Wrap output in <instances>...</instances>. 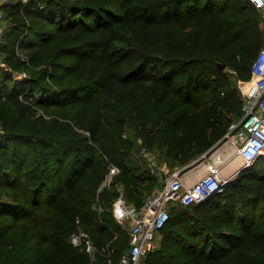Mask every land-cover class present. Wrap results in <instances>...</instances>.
I'll return each instance as SVG.
<instances>
[{"label": "trees", "instance_id": "obj_1", "mask_svg": "<svg viewBox=\"0 0 264 264\" xmlns=\"http://www.w3.org/2000/svg\"><path fill=\"white\" fill-rule=\"evenodd\" d=\"M2 11L0 264H93L71 244L80 230L97 264L116 263L130 243L114 202L139 207L157 183L135 155L164 150L178 169L224 139L242 116L238 81L264 48L262 16L251 0H12ZM259 160L205 201L172 206L140 264H264Z\"/></svg>", "mask_w": 264, "mask_h": 264}, {"label": "built area", "instance_id": "obj_2", "mask_svg": "<svg viewBox=\"0 0 264 264\" xmlns=\"http://www.w3.org/2000/svg\"><path fill=\"white\" fill-rule=\"evenodd\" d=\"M11 1L0 0V43L5 34L4 27H2V21L5 19L2 7ZM251 2L264 18V0H251ZM0 64L2 68L7 69L1 52ZM251 73L252 78L246 84L253 83V90L245 89L243 92L242 116L230 125L221 143H230L237 150L243 160L242 171L264 157V48L256 57ZM20 77L22 79L26 76L21 75ZM220 169L217 163L207 164L205 175L192 187L185 186L179 171L171 172L165 177L162 188L147 196L139 207L127 202L121 195L114 204L113 213L120 225L128 226L130 248L116 263L110 259L109 264H140L144 256L159 247L157 235L170 219L172 203L177 202L184 206L201 203L211 195L222 192L241 170L235 176L223 179ZM119 171L118 167L113 166L106 184H109L112 177ZM70 241L76 247L85 245L92 255L93 264H97L95 262L96 248L85 231L80 230L74 233ZM107 257L109 258L110 254Z\"/></svg>", "mask_w": 264, "mask_h": 264}, {"label": "rangeland", "instance_id": "obj_3", "mask_svg": "<svg viewBox=\"0 0 264 264\" xmlns=\"http://www.w3.org/2000/svg\"><path fill=\"white\" fill-rule=\"evenodd\" d=\"M24 1V0H23ZM28 1V0H27ZM2 27H4V30L6 31L7 30V28H8V21L7 20H3L2 21ZM22 57H24V59L27 61V63L30 61L29 60V57H30V55H28V53L27 52H24L23 53V55H22ZM47 62H45L44 63V67L42 68L41 66L39 67V68H37V69H35V70H32V69H30V68H23L22 70H20V71H17V72H15L13 75V78H15L17 81H21L20 80V76L22 75V76H26V77H28V78H30L31 77V75L35 72H38L39 70H41V69H43V70H45L46 69V67H47ZM1 65V64H0ZM1 67V66H0ZM18 74H21V75H19L18 76ZM23 79V78H22ZM31 79V78H30ZM27 80V79H26ZM23 81V80H22ZM25 82V81H24ZM251 87H248V89H247V91H251ZM242 99H243V95H242ZM6 113L8 114V115H11V113H12V110H11V108H10V106L8 105V107L6 108ZM39 114H43V112L42 111H39ZM4 132H5V129H4V126H3V124L0 122V140H1V138L3 137V135H4ZM126 137H128V138H133L134 137V132H133V129L131 128V127H127V132H126ZM226 143V142H225ZM224 143V144H225ZM221 145H223V144H221ZM219 147H216L215 148V150L214 151H212L211 153H210V155L208 156V157H210V156H212L213 155V153H215L216 152V150L218 149ZM163 151L164 150H160V149H158V150H154L153 152H150V153H148V152H145V151H143L142 149L135 155V157H134V162L132 163V165L134 166V167H136L137 169H139V168H142V170L139 172L140 173V175H141V173L143 172V175H144V172H148L149 173V175H151L152 177H153V179H155V182L157 181V183H156V185L154 186V185H150V184H147V185H145L144 187H142V189H141V194H143V196H144V198L143 199H146V197L147 196H149V195H151L152 193H154V192H156L157 190H159V188H160V186L162 185V182H163V180L165 179V177L169 174V173H171V172H174V170L173 169H170L168 166H167V162H166V159H165V156H164V153H163ZM198 160V159H197ZM197 160H195V161H197ZM205 160V159H204ZM204 160H202V161H199L198 163H197V166H198V168L199 169H201V167H202V163H203V161ZM194 161V162H195ZM257 167L259 168V170H262V171H264V158H262V159H260L259 160V163H257ZM222 168V167H221ZM178 170V169H177ZM221 170H223V169H221ZM161 180V181H159V179ZM111 181H112V179H111ZM110 181V182H111ZM155 182H154V184H155ZM122 195V194H121ZM120 195V196H121ZM119 196V197H120ZM118 197V198H119ZM124 197V196H123ZM118 198L116 199V201L118 200ZM124 199L127 201V202H129V203H132V202H130V201H128L129 199L127 198V197H124ZM116 201L114 202V204L116 203ZM172 206H177L178 205V203L177 202H174V203H172L171 204ZM113 209H114V205H113ZM122 226V228L124 229V230H126L127 231V233H128V226L126 225V226H123V225H121ZM157 238H158V240H159V245L158 246H160V241H161V239H162V236L160 235V234H158L157 235ZM95 262L97 263V260L95 259Z\"/></svg>", "mask_w": 264, "mask_h": 264}, {"label": "crops", "instance_id": "obj_4", "mask_svg": "<svg viewBox=\"0 0 264 264\" xmlns=\"http://www.w3.org/2000/svg\"><path fill=\"white\" fill-rule=\"evenodd\" d=\"M260 27L262 30H264V18H262L261 20ZM246 82L247 81H242V80L238 81V87L242 95L244 90L248 89V87H251L252 88L251 90H253V83L246 84ZM218 147L219 148L212 156L208 157L203 161V163L201 164L202 165L201 169H199L197 165L195 167H190L194 163V161L184 167L178 168V170L173 169L174 171L180 172V175L186 187H192L199 179H201L205 175L206 166L209 163H217L220 165V168L222 167L221 169L223 170L220 169V175L223 179H228L232 176H235L237 172L242 168L243 160L241 157H240L241 161L240 163H238V166H236L235 168H230L231 160L238 155L237 150L230 143H226ZM232 149L234 152H231ZM198 170H202L201 175L198 174L197 172ZM164 180L159 189H161L162 186L164 185ZM159 181L161 180L159 179Z\"/></svg>", "mask_w": 264, "mask_h": 264}, {"label": "water", "instance_id": "obj_5", "mask_svg": "<svg viewBox=\"0 0 264 264\" xmlns=\"http://www.w3.org/2000/svg\"><path fill=\"white\" fill-rule=\"evenodd\" d=\"M220 66H221L223 69L226 68V64H221ZM221 143H222V141H221L220 143H218L215 147H213L208 153L204 154L203 157H202L201 159H199V161H202L205 157H208V156L210 155V153H211L212 151L215 150L216 147H218V146L221 145ZM213 154H214V153H213ZM199 161H196V162L193 163L190 167H195ZM241 171H242V169L239 171V173H240Z\"/></svg>", "mask_w": 264, "mask_h": 264}, {"label": "bare ground", "instance_id": "obj_6", "mask_svg": "<svg viewBox=\"0 0 264 264\" xmlns=\"http://www.w3.org/2000/svg\"><path fill=\"white\" fill-rule=\"evenodd\" d=\"M231 152H234L233 149L231 150ZM231 152H230V153H231ZM240 161H241L240 156L237 155L236 157H234V158L231 160L230 168H235L236 166H238V163H240ZM201 171H202V170H198V171H197L198 174L201 175Z\"/></svg>", "mask_w": 264, "mask_h": 264}]
</instances>
